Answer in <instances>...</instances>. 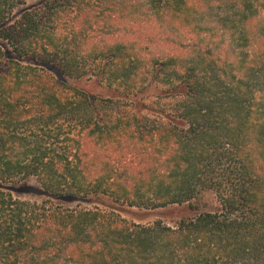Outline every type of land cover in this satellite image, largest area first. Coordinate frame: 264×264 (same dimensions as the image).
I'll return each instance as SVG.
<instances>
[{"label": "trees", "instance_id": "obj_1", "mask_svg": "<svg viewBox=\"0 0 264 264\" xmlns=\"http://www.w3.org/2000/svg\"><path fill=\"white\" fill-rule=\"evenodd\" d=\"M27 1L0 0V264H264V0Z\"/></svg>", "mask_w": 264, "mask_h": 264}, {"label": "rangeland", "instance_id": "obj_2", "mask_svg": "<svg viewBox=\"0 0 264 264\" xmlns=\"http://www.w3.org/2000/svg\"><path fill=\"white\" fill-rule=\"evenodd\" d=\"M40 2H41V0H28L25 5H22L19 7V10L24 11V10L33 8L36 5H38ZM78 85L80 87L90 89L89 87H87L86 84L81 83ZM91 92H93L94 94H97V93L103 94V93L108 92V89L107 88L93 87V90ZM12 188L14 190V192H13L14 196L21 199V200L40 203L42 201L49 199L45 195L41 194L42 188L39 184V181L36 178H28V179H25L23 181H20L16 184L12 185ZM204 202H205L204 207H206V206H207V208L214 207L215 206L214 194L213 193H207L204 197ZM54 203L62 204L64 206H70V205L74 206L75 205V204L64 203L61 201H55ZM86 205H88L89 207L92 206V204H86ZM134 211H137V210H134ZM137 215H139V214H136L135 216H131V215H126V216L130 219L131 218L135 219V217H137ZM146 215L148 218H146L144 223L154 221L157 218L158 212H147Z\"/></svg>", "mask_w": 264, "mask_h": 264}]
</instances>
